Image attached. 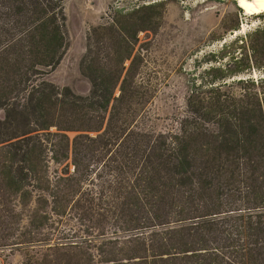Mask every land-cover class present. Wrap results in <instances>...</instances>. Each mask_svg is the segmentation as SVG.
<instances>
[{"label": "rangeland", "instance_id": "rangeland-1", "mask_svg": "<svg viewBox=\"0 0 264 264\" xmlns=\"http://www.w3.org/2000/svg\"><path fill=\"white\" fill-rule=\"evenodd\" d=\"M234 1L0 0V264H264V14Z\"/></svg>", "mask_w": 264, "mask_h": 264}, {"label": "bare ground", "instance_id": "bare-ground-1", "mask_svg": "<svg viewBox=\"0 0 264 264\" xmlns=\"http://www.w3.org/2000/svg\"><path fill=\"white\" fill-rule=\"evenodd\" d=\"M247 12L248 15H261L264 14V0H235ZM234 1V2H235ZM247 15V16H248ZM242 32H234V36L241 35Z\"/></svg>", "mask_w": 264, "mask_h": 264}]
</instances>
